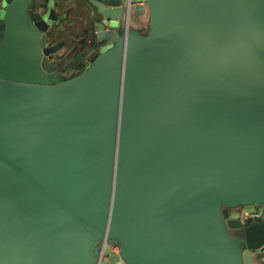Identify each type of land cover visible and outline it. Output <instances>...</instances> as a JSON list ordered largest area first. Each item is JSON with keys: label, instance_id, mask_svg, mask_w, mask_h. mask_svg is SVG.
Listing matches in <instances>:
<instances>
[{"label": "water", "instance_id": "water-1", "mask_svg": "<svg viewBox=\"0 0 264 264\" xmlns=\"http://www.w3.org/2000/svg\"><path fill=\"white\" fill-rule=\"evenodd\" d=\"M92 2L67 78L55 0H0V264H264V0Z\"/></svg>", "mask_w": 264, "mask_h": 264}, {"label": "trees", "instance_id": "trees-1", "mask_svg": "<svg viewBox=\"0 0 264 264\" xmlns=\"http://www.w3.org/2000/svg\"><path fill=\"white\" fill-rule=\"evenodd\" d=\"M57 8L61 12H69L72 18L55 25L50 41L53 44L65 41L70 50L78 44L76 53L62 70L63 75L68 78L86 71L93 60L90 59L91 54L101 52L102 46L97 43L94 26L99 17L97 13L92 14L90 0H56ZM70 23L72 25H68Z\"/></svg>", "mask_w": 264, "mask_h": 264}, {"label": "rangeland", "instance_id": "rangeland-1", "mask_svg": "<svg viewBox=\"0 0 264 264\" xmlns=\"http://www.w3.org/2000/svg\"><path fill=\"white\" fill-rule=\"evenodd\" d=\"M144 1V0H143ZM55 2H56V0H55ZM53 16H55L54 17V20H55V23L56 24H59L63 19H64V17H65V15L63 16V15H58V14H56V12H55V15L53 14ZM148 18V17H147ZM122 24V23H121ZM130 27L131 28H135L136 27V24H135V22H134V20H132L131 21V24H130ZM143 30V32H147V27L145 26V28H143L142 29ZM72 53L73 52H67L65 49H62L59 53H58V64H59V68L61 69L64 65H65V63H66V61L67 60H69L70 58H71V56H72ZM96 55V54H95ZM95 55H93V57L95 56ZM97 56V55H96ZM96 56L94 57V58H92V59H95L96 58ZM64 68V67H63ZM242 209H244V208H237V209H233L232 210V214L234 215V216H237L238 214H239V212H241V210ZM247 210H249V212H251V211H253L254 210V212H255V209H253V208H248ZM253 212V213H254Z\"/></svg>", "mask_w": 264, "mask_h": 264}, {"label": "crops", "instance_id": "crops-1", "mask_svg": "<svg viewBox=\"0 0 264 264\" xmlns=\"http://www.w3.org/2000/svg\"><path fill=\"white\" fill-rule=\"evenodd\" d=\"M94 2V1H93ZM93 2H92V0H90V4L92 5V14L93 15H95L96 13H97V8L93 5ZM56 14H58V15H65V17H64V19L61 21V22H65L66 20H71V18H72V16H71V14L69 13V12H61V11H59V9L57 8L56 9ZM148 15H146V16H144L143 18H142V21H143V23L145 24V25H147V23H148ZM60 22V23H61ZM68 25H72V23H70V24H68ZM70 30V29H69ZM97 30H96V28H95V32H96ZM54 32H55V28H54ZM65 42V41H64ZM77 47H78V44H76L75 45V47L73 48V49H69V48H67L66 47V45H64V47H63V49H65L67 52H73L72 53V56H71V58L74 56V54L76 53V51H77ZM98 55L97 54V51H95V52H93L92 54H91V56H90V59H92V58H94L96 55ZM93 55H95L94 57H93ZM71 58L69 59V60H67L66 61V63L65 64H67L70 60H71ZM65 66V65H64Z\"/></svg>", "mask_w": 264, "mask_h": 264}, {"label": "built area", "instance_id": "built-area-1", "mask_svg": "<svg viewBox=\"0 0 264 264\" xmlns=\"http://www.w3.org/2000/svg\"><path fill=\"white\" fill-rule=\"evenodd\" d=\"M254 215H257L256 211L254 212ZM107 247H108V243L106 241H103L102 244H101V247H100L101 248V254L99 256V264H103V262L105 260L104 252L107 249ZM111 252L113 254L118 255L119 254V248L118 247L111 248Z\"/></svg>", "mask_w": 264, "mask_h": 264}, {"label": "flooded vegetation", "instance_id": "flooded-vegetation-1", "mask_svg": "<svg viewBox=\"0 0 264 264\" xmlns=\"http://www.w3.org/2000/svg\"><path fill=\"white\" fill-rule=\"evenodd\" d=\"M54 28H55V26L51 27V30H50L51 33L54 32ZM253 209H255V211L258 213V211L261 209V207H254ZM241 212L245 213L246 210H245V209H242ZM247 213H248V212H247ZM247 213H246V214H247ZM248 214H250V213H248ZM251 215H252V214H250V216H251ZM245 216H246V215H245Z\"/></svg>", "mask_w": 264, "mask_h": 264}]
</instances>
